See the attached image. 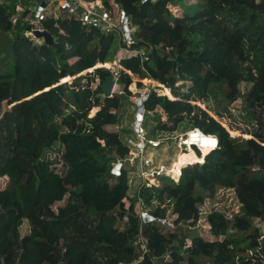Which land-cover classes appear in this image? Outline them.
Instances as JSON below:
<instances>
[{
	"label": "trees",
	"instance_id": "16d2710c",
	"mask_svg": "<svg viewBox=\"0 0 264 264\" xmlns=\"http://www.w3.org/2000/svg\"><path fill=\"white\" fill-rule=\"evenodd\" d=\"M101 2L113 21L124 11L132 43L66 9L43 22L54 46L36 43L31 0H0V264H264V0ZM111 73L121 89L104 96ZM133 77L167 89L143 101L148 135L187 122L219 143L130 194L119 124Z\"/></svg>",
	"mask_w": 264,
	"mask_h": 264
},
{
	"label": "built area",
	"instance_id": "2783aa9c",
	"mask_svg": "<svg viewBox=\"0 0 264 264\" xmlns=\"http://www.w3.org/2000/svg\"><path fill=\"white\" fill-rule=\"evenodd\" d=\"M52 9L56 11L57 16L61 9H66L69 14L75 16L84 25L97 27L105 32H109L112 29L119 27L123 32L125 40L129 44L132 43V29L129 26L128 17L125 15L124 11L121 12L119 18L113 21L110 18L109 12L104 9V7H102V3H97V0H31L32 16L29 18V21L32 25V28L30 29V31H28V35L36 43H41L43 41V37H38L36 35V32L45 31L43 22L47 18V13ZM23 10L24 7L19 4L17 6L16 13L13 16L14 22H16L17 19L21 17ZM146 97H144V99ZM144 114L145 111H143L141 119L137 118L134 124V134L132 135V137L127 138L125 141L126 145L130 148L131 154L135 152L137 155H141L147 148L146 144L157 148L160 146L161 142L165 140L148 136V131L143 126ZM203 138L209 140L207 145L204 144L202 140ZM212 141H214L215 143H212ZM218 143V138L215 135L205 134L198 128H191L179 136V146L182 152L193 151L195 154H197L195 148L199 149L200 151H202L204 148H208L209 151H211L218 147ZM143 167L144 179L166 175L173 177L175 180H178L181 175V169L178 176L174 177L172 173L166 172L164 166L156 165V163H154V160L149 158L143 160ZM149 168L153 169L149 171ZM142 214L145 218L150 217L147 212H142ZM253 224H255L257 228H260L262 230L261 232L264 233L263 223L254 221Z\"/></svg>",
	"mask_w": 264,
	"mask_h": 264
},
{
	"label": "rangeland",
	"instance_id": "374dc122",
	"mask_svg": "<svg viewBox=\"0 0 264 264\" xmlns=\"http://www.w3.org/2000/svg\"><path fill=\"white\" fill-rule=\"evenodd\" d=\"M173 9L175 10V7ZM115 61H117V60H115ZM114 62H112V63H114ZM108 68L112 71L117 69V68L113 69L109 66H108ZM144 79H142L143 80L142 82L145 84V87L142 89H139L136 86V82L140 79L137 77H133L134 82L130 87V89L133 92V95L126 102V106H125L124 111H123V117H122V120L119 124V128L122 130V135H123L124 141H126L127 138L132 137V135L134 134V124L137 120V114H138V108H139V103H138L139 99L146 97L150 93V91L153 89H158L160 92L167 94L165 92V90H167V89H164V88L162 89V87H161L162 85L159 82H157L153 79H148V78H144ZM120 89H121V86L117 84L114 93L119 92ZM1 93H2L1 94L2 98H5L8 95V88L4 87L1 91ZM244 94H245V91H244V87H243V95ZM197 104L200 105L202 108L208 110L212 116H214L215 118H218V116L216 115L215 109L214 108L210 109L209 105L207 103L197 102ZM59 105L62 108V110H64L63 117L60 118L61 122L63 124H66L69 129L76 128L78 126V116H79L78 111L63 109V106L61 104H58L57 106H59ZM213 105H214L213 102H211L210 106H213ZM5 108L6 109L9 108V106L6 105ZM162 118L165 119V116H163ZM157 121H158V117L155 118L154 116L146 113V114H144V117H143V126L147 129V131H150L151 129H153V127L157 123ZM223 122H224V124L227 125L228 128H230L228 125V123H229L228 119H224ZM189 129H191V127L188 125L187 122H184L180 125L179 129L176 132H172V133H169V132L162 133L161 132L155 136L149 134L148 135L149 137L165 139V140H163V145L160 148L159 147L154 148L151 145L146 144L147 148L143 154L137 155L134 152V153H132V154L130 153V155H128L127 159L124 160L123 163L129 170L130 183H131L130 194H133L135 192V187L139 184V182L144 180L143 160H145V159L149 158V159L154 160V163H156V165L164 166L166 172L172 173L174 175V177L178 176L179 172H176L175 169H176L177 164H181L180 162H181V153H182V150L179 146V136L182 133H185L186 131H188ZM230 132H231V135L240 136L242 138H249L248 136H251V135H248V134L241 132L240 130L230 129ZM205 145H207V144H205ZM206 150L207 149L204 148L202 151H206ZM208 152H210V151L208 150ZM197 162H200V161H197ZM152 169L153 168H149V171H151ZM145 178H148V177H145ZM148 180L150 182H153L155 179L153 177H149ZM5 183H6V179L0 177V186L2 184H5ZM226 205H228V204H225V206ZM226 208L228 209L229 213H231V214L236 213L237 209L235 206L228 205V206H226ZM253 226L254 225L252 224L251 230L254 228ZM256 229H257L258 236L260 238L264 237V233L261 232L262 230L260 228H256ZM203 234L208 237L210 233L204 232Z\"/></svg>",
	"mask_w": 264,
	"mask_h": 264
},
{
	"label": "water",
	"instance_id": "95a60500",
	"mask_svg": "<svg viewBox=\"0 0 264 264\" xmlns=\"http://www.w3.org/2000/svg\"><path fill=\"white\" fill-rule=\"evenodd\" d=\"M36 35L38 37H43L45 43H47L51 46H54L53 36L47 30L36 32ZM175 66H176V64H175ZM91 70H86L85 73H87L88 71H91ZM116 86H117V78L114 75V73H111L107 76L106 80L101 84L102 95L111 96L114 93ZM143 100H144V98H141V99H139V102H138L139 103L138 114H137L138 119L142 118V113H143V111H145L144 105H143ZM195 149H196L197 155L201 156V151L197 148H195ZM149 219H152V217H149Z\"/></svg>",
	"mask_w": 264,
	"mask_h": 264
},
{
	"label": "bare ground",
	"instance_id": "6f19581e",
	"mask_svg": "<svg viewBox=\"0 0 264 264\" xmlns=\"http://www.w3.org/2000/svg\"><path fill=\"white\" fill-rule=\"evenodd\" d=\"M116 88V87H115ZM207 149V151L209 150L208 148H206ZM183 153V152H182ZM186 153H189V152H186ZM198 156V155H197ZM201 156H202V151H201ZM198 157H200V156H198Z\"/></svg>",
	"mask_w": 264,
	"mask_h": 264
},
{
	"label": "crops",
	"instance_id": "0c3cea01",
	"mask_svg": "<svg viewBox=\"0 0 264 264\" xmlns=\"http://www.w3.org/2000/svg\"><path fill=\"white\" fill-rule=\"evenodd\" d=\"M97 3H100L101 4L102 2H101V0H97Z\"/></svg>",
	"mask_w": 264,
	"mask_h": 264
},
{
	"label": "snow or ice",
	"instance_id": "6c2138e0",
	"mask_svg": "<svg viewBox=\"0 0 264 264\" xmlns=\"http://www.w3.org/2000/svg\"><path fill=\"white\" fill-rule=\"evenodd\" d=\"M212 143H215L214 141H212Z\"/></svg>",
	"mask_w": 264,
	"mask_h": 264
}]
</instances>
